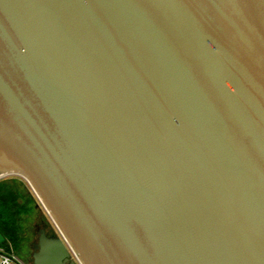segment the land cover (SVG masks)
Masks as SVG:
<instances>
[{
	"label": "water",
	"instance_id": "water-1",
	"mask_svg": "<svg viewBox=\"0 0 264 264\" xmlns=\"http://www.w3.org/2000/svg\"><path fill=\"white\" fill-rule=\"evenodd\" d=\"M13 172L30 264H264V0H0Z\"/></svg>",
	"mask_w": 264,
	"mask_h": 264
},
{
	"label": "rangeland",
	"instance_id": "rangeland-1",
	"mask_svg": "<svg viewBox=\"0 0 264 264\" xmlns=\"http://www.w3.org/2000/svg\"><path fill=\"white\" fill-rule=\"evenodd\" d=\"M0 181L3 192L11 191L18 205L16 212L10 214L6 211L5 202L0 203V231L7 234L6 226H12L17 234L15 245L5 235L3 244L10 246L22 261L30 264L33 252L30 246L37 239L36 230L44 228L49 236H58V231L23 178L13 174ZM8 204H12V200Z\"/></svg>",
	"mask_w": 264,
	"mask_h": 264
},
{
	"label": "built area",
	"instance_id": "built-area-1",
	"mask_svg": "<svg viewBox=\"0 0 264 264\" xmlns=\"http://www.w3.org/2000/svg\"><path fill=\"white\" fill-rule=\"evenodd\" d=\"M6 176H9V175L0 174V179L5 178ZM23 180L27 183V185L29 186V188L31 189V191L36 196L39 206L42 207L46 211V213L49 215L48 210L44 206L43 201L40 199V197L38 196V194L34 190L33 186L25 178H23ZM56 229H57V227H56ZM57 231H58V229H57ZM58 235H60L59 234V231H58ZM70 253H71L72 259L77 264H82L81 261L79 260L78 256H77V254L71 248H70ZM0 264H26V263L24 261H22L17 256V254L14 252V250L10 246L8 247L7 245H5V244L2 243V244H0Z\"/></svg>",
	"mask_w": 264,
	"mask_h": 264
},
{
	"label": "trees",
	"instance_id": "trees-1",
	"mask_svg": "<svg viewBox=\"0 0 264 264\" xmlns=\"http://www.w3.org/2000/svg\"><path fill=\"white\" fill-rule=\"evenodd\" d=\"M4 179L5 178L0 179V180H4ZM6 193L3 192L2 187H0V203L1 202H5V207H7L6 211L11 214L13 212H16V209H17L18 205H16V202L13 199L12 192L11 191H8ZM11 200H12V204H8V202L11 201ZM6 229H7V232H6L7 234H4L3 232H1V233L3 235H5V237L7 239H10L11 242L15 245V243H16V241H15L16 239L15 238H16V235H17L16 234V231H15V228H13L12 226H10V227L9 226H6Z\"/></svg>",
	"mask_w": 264,
	"mask_h": 264
},
{
	"label": "bare ground",
	"instance_id": "bare-ground-1",
	"mask_svg": "<svg viewBox=\"0 0 264 264\" xmlns=\"http://www.w3.org/2000/svg\"><path fill=\"white\" fill-rule=\"evenodd\" d=\"M14 174H18V175H21L22 177H24L26 180H28L30 182V180L22 173H19V172H13ZM31 184V182H30ZM36 191V190H35ZM37 193V192H36ZM38 194V193H37ZM39 196V195H38ZM40 197V196H39ZM41 199V198H40ZM42 200V199H41ZM46 207V206H45ZM49 216L52 217L51 213L49 212ZM53 219V217H52ZM54 220V219H53Z\"/></svg>",
	"mask_w": 264,
	"mask_h": 264
},
{
	"label": "flooded vegetation",
	"instance_id": "flooded-vegetation-1",
	"mask_svg": "<svg viewBox=\"0 0 264 264\" xmlns=\"http://www.w3.org/2000/svg\"><path fill=\"white\" fill-rule=\"evenodd\" d=\"M32 244V243H31ZM31 247V246H30Z\"/></svg>",
	"mask_w": 264,
	"mask_h": 264
}]
</instances>
